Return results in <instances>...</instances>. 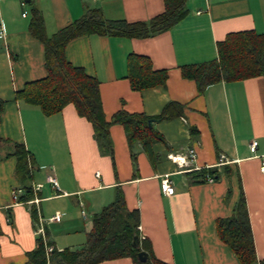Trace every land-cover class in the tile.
I'll use <instances>...</instances> for the list:
<instances>
[{
    "label": "crops",
    "instance_id": "obj_1",
    "mask_svg": "<svg viewBox=\"0 0 264 264\" xmlns=\"http://www.w3.org/2000/svg\"><path fill=\"white\" fill-rule=\"evenodd\" d=\"M189 12L169 30L146 38L81 35L69 41L67 59L97 77L103 109L110 119L124 108L152 118L166 142L153 145L154 160L138 141L135 169L126 130L111 127L115 167L103 154L91 122L74 104L46 115L17 99L28 82L48 75L44 43L30 32L33 8L52 36L87 11L99 9L108 20L147 21L165 11V0H0V264H25L36 247L33 217L49 230L59 250L77 249L87 240L93 217L112 203L119 189L127 208L140 213V240L168 264H242L217 232L216 221L233 214L244 192L257 263L264 260V75L221 81L199 92L182 67L218 57V43L232 32L264 33V0H187ZM131 53L166 69V86L143 91L127 78ZM194 129V130H193ZM257 141L254 152L250 142ZM17 144L28 153L18 170ZM196 148L197 159L180 166L170 155ZM226 162L219 165L221 156ZM218 166L215 181L194 182L190 173ZM225 166L231 173H225ZM170 174L175 193L166 195L161 179ZM53 176L55 186L49 179ZM42 185L35 191L36 185ZM32 187L34 199L16 202L13 191ZM98 264H134L132 257Z\"/></svg>",
    "mask_w": 264,
    "mask_h": 264
},
{
    "label": "trees",
    "instance_id": "obj_2",
    "mask_svg": "<svg viewBox=\"0 0 264 264\" xmlns=\"http://www.w3.org/2000/svg\"><path fill=\"white\" fill-rule=\"evenodd\" d=\"M33 11L30 32L44 43L48 75L28 82L24 89L17 92L16 98L39 106L46 115L60 113L66 105L74 104L79 115L91 122L100 150L111 157L114 167L115 152L111 136V127L114 124H121L126 130L136 170L137 154L132 149L136 142L141 141L154 160V143H165L166 140L155 127L149 126V119L152 117L122 108L108 119L103 109L99 80L83 67L71 63L66 56V47L73 38L93 33L128 38L157 35L171 29L187 16L189 12L187 0H165V11L147 21L108 20L101 10L91 9L82 18L52 36L46 32L40 11L36 8H33ZM127 65V78L133 90L143 91L160 85L166 86L168 70L155 69L150 57L131 53ZM182 74L185 78L196 81L199 92L217 82L239 81L264 75V33H256L254 30L232 32L218 43L216 59L184 66ZM3 103L0 100V116ZM164 117L158 116L159 119ZM16 147L15 154L19 157L18 170L24 171L27 168V173H30L29 152L21 144H17ZM224 170L227 174L231 173L228 166H225ZM190 175L194 182L204 183L208 182L209 176L218 180L221 177V170L218 166L205 167L192 171ZM34 197L33 188L26 187L19 200L29 202ZM32 211L34 219L39 221L37 208H33ZM139 224V211H130L127 208L125 195L119 189L115 200L94 215L93 226L87 233V240L83 246L59 250L50 240L49 230L45 227V237L37 236L36 247L27 252L28 261L25 264H98L126 256L132 257L134 264H168L154 255L146 241L143 240L139 248L134 246V237L141 236ZM216 228L220 239L232 248L240 263H257L244 192L241 193L233 214L218 218ZM49 245L54 247L51 253L47 252ZM141 250L148 253L146 261H141L138 256ZM260 263L264 264V260Z\"/></svg>",
    "mask_w": 264,
    "mask_h": 264
},
{
    "label": "built area",
    "instance_id": "obj_3",
    "mask_svg": "<svg viewBox=\"0 0 264 264\" xmlns=\"http://www.w3.org/2000/svg\"><path fill=\"white\" fill-rule=\"evenodd\" d=\"M4 35V32H3V29L0 27V38L3 37ZM256 146H257V141L256 140H252L250 142V145H249V149L251 152H254L255 149H256ZM170 157L178 162V164L180 166H183V165H188L191 161H195L197 159V150L196 148H192L190 149L186 155H176V156H173L172 154L170 155ZM226 157L224 155L221 156V160L219 162V165L221 164H224L226 162ZM52 183H54L55 186H58V183H57V180L53 177V176H50V179H49ZM208 181H215V179L213 177H208ZM42 187V185H36L35 186V191H38L40 190ZM161 187H162V190L163 192L166 194V195H173L175 193V185H174V181L173 179L171 178V175L170 174H165L162 176V179H161ZM23 193V190L22 189H15L13 191V198L16 202L20 201L19 198L21 196V194ZM36 233H37V236L39 235H42L43 237H45V228H44V220L43 219H40L39 220V224L37 225V228H36ZM54 250V247L49 245L47 246V252L48 253H51L52 251Z\"/></svg>",
    "mask_w": 264,
    "mask_h": 264
},
{
    "label": "water",
    "instance_id": "obj_4",
    "mask_svg": "<svg viewBox=\"0 0 264 264\" xmlns=\"http://www.w3.org/2000/svg\"><path fill=\"white\" fill-rule=\"evenodd\" d=\"M157 120H159V119H158V118H150V119H149V126H150L151 128L154 127L155 122H156ZM133 244H134L135 247H138V248L141 246V240H140V236H139V235H136V236L134 237ZM138 256H139V258H140L141 261H146L147 258H148V253H147V251H145V250H141V251L139 252Z\"/></svg>",
    "mask_w": 264,
    "mask_h": 264
},
{
    "label": "rangeland",
    "instance_id": "obj_5",
    "mask_svg": "<svg viewBox=\"0 0 264 264\" xmlns=\"http://www.w3.org/2000/svg\"><path fill=\"white\" fill-rule=\"evenodd\" d=\"M134 152H135V149H134Z\"/></svg>",
    "mask_w": 264,
    "mask_h": 264
}]
</instances>
